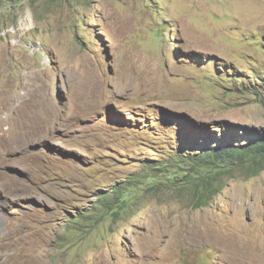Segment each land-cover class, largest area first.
Instances as JSON below:
<instances>
[{"label": "rangeland", "instance_id": "rangeland-1", "mask_svg": "<svg viewBox=\"0 0 264 264\" xmlns=\"http://www.w3.org/2000/svg\"><path fill=\"white\" fill-rule=\"evenodd\" d=\"M226 131L264 136V0H0V264H264V169L182 145Z\"/></svg>", "mask_w": 264, "mask_h": 264}, {"label": "trees", "instance_id": "trees-1", "mask_svg": "<svg viewBox=\"0 0 264 264\" xmlns=\"http://www.w3.org/2000/svg\"><path fill=\"white\" fill-rule=\"evenodd\" d=\"M220 136V141L215 142L214 140H218L216 135L210 136L209 141H199L194 139V136L188 135L186 143L182 145L190 148L188 154H191L196 166L202 164L209 169H217L251 161L247 166L250 175H255L264 169V136L246 138L239 144L235 143V137L227 131L221 132Z\"/></svg>", "mask_w": 264, "mask_h": 264}, {"label": "bare ground", "instance_id": "bare-ground-1", "mask_svg": "<svg viewBox=\"0 0 264 264\" xmlns=\"http://www.w3.org/2000/svg\"><path fill=\"white\" fill-rule=\"evenodd\" d=\"M10 130H11V129H10ZM0 138H1V136H0ZM3 139H4V138H3ZM0 141H1V139H0ZM3 244H4V243H3ZM6 244H7V243H6ZM22 244H23V243H22ZM0 245H1V244H0ZM41 255H42V254H41ZM29 256H30V255H29ZM30 260H31V258H30ZM2 261H3V260H2ZM37 262H38V261H37ZM11 263H12V262H11ZM11 263H10V264H11Z\"/></svg>", "mask_w": 264, "mask_h": 264}]
</instances>
